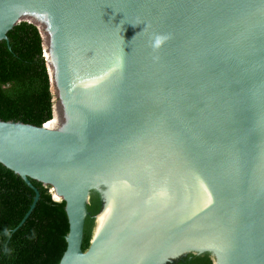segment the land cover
<instances>
[{
  "label": "water",
  "instance_id": "1",
  "mask_svg": "<svg viewBox=\"0 0 264 264\" xmlns=\"http://www.w3.org/2000/svg\"><path fill=\"white\" fill-rule=\"evenodd\" d=\"M20 21L53 116L0 119V163L64 201L58 264H264V0H0Z\"/></svg>",
  "mask_w": 264,
  "mask_h": 264
},
{
  "label": "trees",
  "instance_id": "2",
  "mask_svg": "<svg viewBox=\"0 0 264 264\" xmlns=\"http://www.w3.org/2000/svg\"><path fill=\"white\" fill-rule=\"evenodd\" d=\"M43 50L39 28L28 21L8 30L7 41L0 40L1 120L39 126L52 118L53 95ZM30 181L39 193L32 208L34 190L0 163V264H58L66 249L69 223L64 201L53 198L49 185ZM100 207L99 195H91L83 225V251L89 246ZM171 264L213 262L204 254Z\"/></svg>",
  "mask_w": 264,
  "mask_h": 264
},
{
  "label": "bare ground",
  "instance_id": "3",
  "mask_svg": "<svg viewBox=\"0 0 264 264\" xmlns=\"http://www.w3.org/2000/svg\"><path fill=\"white\" fill-rule=\"evenodd\" d=\"M50 73H51V71H50ZM51 75H52V73H51ZM51 81H52V85H53V84H54V80H53V78H51ZM53 90H54V91L56 90L55 85H53Z\"/></svg>",
  "mask_w": 264,
  "mask_h": 264
}]
</instances>
